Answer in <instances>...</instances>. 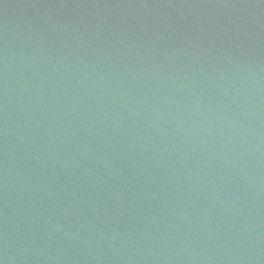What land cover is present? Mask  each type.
Masks as SVG:
<instances>
[{"label": "water", "instance_id": "water-1", "mask_svg": "<svg viewBox=\"0 0 264 264\" xmlns=\"http://www.w3.org/2000/svg\"><path fill=\"white\" fill-rule=\"evenodd\" d=\"M0 264H264V0H0Z\"/></svg>", "mask_w": 264, "mask_h": 264}]
</instances>
